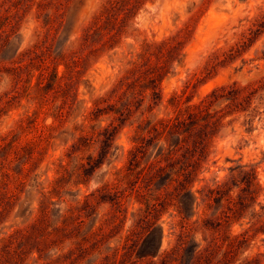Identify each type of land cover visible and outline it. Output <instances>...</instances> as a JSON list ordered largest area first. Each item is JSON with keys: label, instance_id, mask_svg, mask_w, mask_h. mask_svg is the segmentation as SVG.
Wrapping results in <instances>:
<instances>
[{"label": "rangeland", "instance_id": "1", "mask_svg": "<svg viewBox=\"0 0 264 264\" xmlns=\"http://www.w3.org/2000/svg\"><path fill=\"white\" fill-rule=\"evenodd\" d=\"M15 1L0 0V18L10 19L0 28V140H15L0 152L12 175L7 193L0 192V264H170L167 255L179 246L178 264H241L253 257L264 264L261 225L230 262L224 259L232 236L264 214V86L252 124L245 114L224 120L201 160L197 196H148L160 198L149 219L164 229L162 241L159 229L145 240L142 180L136 188L119 181L147 120L199 103L217 87L264 83V0H121L110 20L101 15L109 0ZM244 36L246 43L226 56ZM145 43L153 45L141 58ZM135 62L141 71L121 88ZM54 70L60 78L47 85L40 109L25 88L36 96L39 81ZM154 74L160 75L149 84ZM174 94L183 95L177 103L170 101ZM57 108L62 118L54 115ZM41 129L51 130L49 140L40 141ZM27 143L32 158L18 161L15 151L22 155ZM152 150L139 158L140 168L154 159ZM211 189L223 200L210 198ZM229 197L246 202L242 218L225 216ZM43 202L49 203L45 220ZM71 213L83 220L80 228L46 234ZM149 241L154 246L146 249Z\"/></svg>", "mask_w": 264, "mask_h": 264}, {"label": "trees", "instance_id": "2", "mask_svg": "<svg viewBox=\"0 0 264 264\" xmlns=\"http://www.w3.org/2000/svg\"><path fill=\"white\" fill-rule=\"evenodd\" d=\"M20 2L21 0H16L14 4L17 6ZM120 2L121 0H109V4H106L102 9V19L105 17L107 20H110L112 13L116 8H118ZM44 4L45 3L39 2L38 6L41 8ZM8 23H10L9 16L5 15L0 18V28L4 27ZM46 23H51V17L48 18ZM245 43L246 40L244 36L241 41L236 42L230 47L228 53L224 54L228 56L235 53ZM152 45L153 44L145 43L144 49L139 56L142 58L148 55ZM160 46L161 48L167 46V42L161 43ZM262 58L264 59V56ZM134 64L135 65L130 69V75L120 80L121 88H124L126 84H129L128 80L131 76L136 75L141 71L140 65L137 62ZM159 75L160 74H154L150 76L148 80L149 84L155 83ZM59 78L58 72L54 70L47 82H45L43 78L39 81L37 84L36 96H32L29 88L27 87L25 88V91L29 97H33V99H36L39 102V107L42 109L47 104L48 93L44 92V90H46L47 85L55 86ZM261 82H263V80ZM263 86L264 83H262L260 87L255 88L250 86H241L238 84L217 87L199 103L187 104L184 107H178L177 111L173 115L159 118L157 120H147L144 125L139 126L142 134L137 137L138 144L132 151L134 159L125 171L119 172V181L126 182L129 186L132 185L133 188H136V184L139 183L140 179L143 182V186L139 185L137 191L138 195L144 199L146 205L144 210L145 216L142 221H146L145 223H148L149 227L147 230L143 231L144 234L146 233L147 235L145 240H147V238H149V236H151V234L158 229L161 231V241L164 234L162 226H156V220L150 221L151 218L149 219L157 208L160 198L152 200V198L148 196H184L187 194L190 196H197L196 194L200 192V190H194L193 188L199 174L201 160L210 153L211 143L223 126L224 120L233 116L229 122L234 123L238 120L236 115L239 116L240 114H245L250 116L248 122L252 124L255 117L261 114V112L258 111V105L254 107L252 106L256 96L261 89H263L261 88ZM182 96L183 95L174 94L170 99L171 103L179 102ZM118 111L123 113L121 110ZM38 113L39 112L36 111L34 115H37ZM54 115L62 118L64 115L62 108H57ZM28 118V127H34V117L29 116ZM12 136H14V134ZM38 137L40 141L49 140L51 138V130L48 132L41 129ZM84 138V136H81L80 140ZM14 143L15 140L13 137L9 140L7 137L2 138V140H0V152H7L8 149H12ZM151 148L153 149L152 151L156 152L155 155H153L154 159L149 162L147 166L140 168L139 158H144ZM21 149L24 151L22 155H20L19 151H15V157L18 161L21 159L32 158V143L23 145ZM11 179L12 175L7 167L6 158H4L0 160L1 194L7 193L6 188L9 186ZM162 180L163 183L159 188H157V191L155 190L152 192V189L154 188L152 186H156ZM252 183V179L249 180V185ZM61 185L62 178H58L53 192L59 193ZM164 190L165 193H162ZM209 197L213 198L215 201H222L224 194H221L220 190L216 191L215 189H211ZM228 200L229 210L225 212V216L228 219L238 220L242 218L246 202L244 200L239 202L235 198L231 197H229ZM238 202L240 203V206H238ZM120 204L122 205L121 201ZM41 211L44 214V218L42 220H45V216L49 211L48 202H43ZM62 218V227L60 228V226H56L53 231H48L46 229L47 235L57 234L59 231L67 232L71 226L73 228L77 226L80 228L83 221L80 220L79 216L73 215V213L70 215H63ZM257 218V221L252 223L250 228L232 236L229 242V249L224 252L225 260L229 261L233 253H236L237 250L242 247L244 241L248 240L249 232L254 230L255 226H264V214H259ZM74 230L75 229H73L72 232ZM135 234L136 232L132 231V233L128 235V240H133ZM6 246L10 247V244H6ZM153 246L154 242L149 241L146 249H151ZM181 247L183 246H179L168 253L169 255L167 256L171 258L170 264H178V259L182 250ZM201 258L203 259V256H200L199 260H201ZM241 264H260V262L258 261V258L253 257L246 258Z\"/></svg>", "mask_w": 264, "mask_h": 264}]
</instances>
